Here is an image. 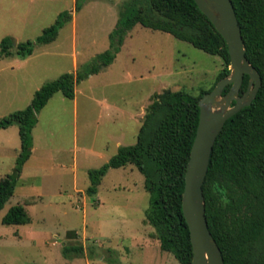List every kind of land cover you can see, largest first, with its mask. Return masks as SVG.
Listing matches in <instances>:
<instances>
[{
	"label": "rangeland",
	"instance_id": "374dc122",
	"mask_svg": "<svg viewBox=\"0 0 264 264\" xmlns=\"http://www.w3.org/2000/svg\"><path fill=\"white\" fill-rule=\"evenodd\" d=\"M123 1L82 0L52 42L35 44L17 66L19 58L5 59L13 69L0 71V118L24 108L43 83L72 72L73 57L79 66L107 49ZM73 3L0 0V30L10 29L6 36L12 34L14 44L34 40ZM222 67L216 55L135 24L112 62L75 85L74 99L54 93L36 114L30 156L0 208L1 218L20 203L29 217L26 224L0 223V264H179L159 249L144 219L148 194L137 169H107L91 193L87 170L119 145L134 143L155 95L165 89L197 95ZM18 149L17 126L0 129V177L11 171ZM76 245L81 252H63Z\"/></svg>",
	"mask_w": 264,
	"mask_h": 264
},
{
	"label": "trees",
	"instance_id": "16d2710c",
	"mask_svg": "<svg viewBox=\"0 0 264 264\" xmlns=\"http://www.w3.org/2000/svg\"><path fill=\"white\" fill-rule=\"evenodd\" d=\"M244 56L260 76V86L249 105L230 116L212 145L201 186L208 231L218 246L223 264H264V0H230ZM74 0L72 10L60 11L34 40L13 44L10 36L0 39V56L31 54L35 44L52 42L72 12L81 7ZM169 33L193 47L223 61L214 83L197 95L179 89L163 90L149 103L134 143L118 146L97 168L87 170L89 186L95 187L109 168L133 165L142 175L148 194L144 219L152 226L160 250L170 253L179 264L191 263V246L181 213L183 176L198 118L197 101L217 80L228 75L229 57L225 42L193 0H124L115 25L108 34L109 45L72 72H63L36 89L22 109L0 118V129L17 126L19 149L9 173L0 177V208L13 194L22 166L32 147L31 130L36 114L56 92L74 97L75 85L109 65L135 25ZM248 81L243 75L238 94ZM229 88L226 85L222 94ZM23 204H27L26 202ZM29 217L22 204L10 206L1 224H26ZM81 252L80 245L63 247V252Z\"/></svg>",
	"mask_w": 264,
	"mask_h": 264
},
{
	"label": "water",
	"instance_id": "95a60500",
	"mask_svg": "<svg viewBox=\"0 0 264 264\" xmlns=\"http://www.w3.org/2000/svg\"><path fill=\"white\" fill-rule=\"evenodd\" d=\"M193 2L223 38L229 73L197 101L198 118L184 170L181 213L188 229L190 264H223L220 250L207 228L201 186L216 136L230 116L253 100L260 86V76L244 56L245 46L230 0ZM243 75L248 77L247 85L243 93L238 94ZM226 85L229 88L222 94Z\"/></svg>",
	"mask_w": 264,
	"mask_h": 264
},
{
	"label": "crops",
	"instance_id": "0c3cea01",
	"mask_svg": "<svg viewBox=\"0 0 264 264\" xmlns=\"http://www.w3.org/2000/svg\"><path fill=\"white\" fill-rule=\"evenodd\" d=\"M3 30H4V29H3ZM3 30H0V39H1L2 37L6 36V35L8 34V32H9L10 29H8L7 31H3ZM10 37H13V35L11 34ZM30 55H31V54H29V55H27V56H25V57H22V58H21V57H18V56H16V55L0 56V63H2V65L0 66V71H2V70L5 69V68L10 69V70L13 69V66L11 65V62H10V61L4 62L5 59L11 58V57H17V58H19V59H20L19 62H18V60H14L16 66H17L18 63H22V62H23L25 59H27ZM5 63H6V65H5ZM72 66H73V71H74L75 68L77 67L74 57L72 58ZM89 76H90V75H89ZM89 76H88V77H89ZM74 98H75V94H74V97H73L72 99H74ZM101 104L104 105V102H101ZM106 106H107V104H106ZM119 146H120V145H119Z\"/></svg>",
	"mask_w": 264,
	"mask_h": 264
}]
</instances>
